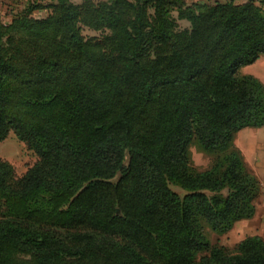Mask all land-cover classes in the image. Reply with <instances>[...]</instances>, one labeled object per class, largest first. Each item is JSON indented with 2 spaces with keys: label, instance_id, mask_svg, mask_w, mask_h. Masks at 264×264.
Instances as JSON below:
<instances>
[{
  "label": "trees",
  "instance_id": "16d2710c",
  "mask_svg": "<svg viewBox=\"0 0 264 264\" xmlns=\"http://www.w3.org/2000/svg\"><path fill=\"white\" fill-rule=\"evenodd\" d=\"M261 56L254 0H25L0 20V141L38 161L0 160V264H264L262 237L207 233L256 213L235 138L264 126V83L240 73Z\"/></svg>",
  "mask_w": 264,
  "mask_h": 264
},
{
  "label": "rangeland",
  "instance_id": "374dc122",
  "mask_svg": "<svg viewBox=\"0 0 264 264\" xmlns=\"http://www.w3.org/2000/svg\"><path fill=\"white\" fill-rule=\"evenodd\" d=\"M187 3H214L233 1L245 3L248 0H185ZM25 0H0V20L9 23L11 19L23 7ZM255 4L264 9V0H254ZM36 17L47 16L46 10H36ZM181 26L187 25L180 22ZM83 34L87 37L99 36L100 33L84 29ZM242 74H252L264 83V56H261L254 63L240 69ZM236 146L241 150L249 170L254 173L260 181L261 192L257 197L256 213L251 219L240 220L234 227L223 235L207 230L211 242L215 245H222L233 249L240 241L248 236H260L264 239V126L253 128L247 127L239 131L235 138ZM194 165L200 169H206L212 160L210 154L201 152L196 146L191 148ZM0 160L9 161L15 168L18 177L23 176L26 171L37 161L38 156L24 142L20 141L13 131L9 136L0 141ZM170 187L183 197L187 192L180 187L171 184Z\"/></svg>",
  "mask_w": 264,
  "mask_h": 264
}]
</instances>
